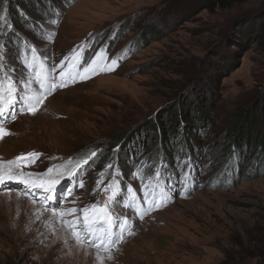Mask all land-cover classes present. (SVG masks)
Returning a JSON list of instances; mask_svg holds the SVG:
<instances>
[{
    "label": "rangeland",
    "instance_id": "1",
    "mask_svg": "<svg viewBox=\"0 0 264 264\" xmlns=\"http://www.w3.org/2000/svg\"><path fill=\"white\" fill-rule=\"evenodd\" d=\"M16 1L0 0V79L18 90H27L41 65L59 66L81 45L82 63L101 48L125 58L113 71L69 80L36 115L18 103L0 158L40 153L25 173L63 166L50 202L61 211L103 203L109 193H94L96 182L104 173L103 188L117 169L124 194L132 187L143 197L148 166L163 165L160 187L172 199L142 220L118 209L135 235L109 260L74 243L58 221L49 225L50 210L37 219L42 204L19 195L24 184L7 182L0 186V264H99L97 255L103 264H264V0L225 8L212 0ZM92 151L77 173L85 186L77 187L66 173Z\"/></svg>",
    "mask_w": 264,
    "mask_h": 264
},
{
    "label": "snow or ice",
    "instance_id": "2",
    "mask_svg": "<svg viewBox=\"0 0 264 264\" xmlns=\"http://www.w3.org/2000/svg\"><path fill=\"white\" fill-rule=\"evenodd\" d=\"M83 48L84 45H81L77 49H73L70 57H65L59 66L43 70V65H41L42 70L35 72L33 80L25 82L28 86L26 91L18 90L15 81L11 79H8L7 82L0 79V140L12 135L5 124L8 120L15 118L14 109L18 103L21 112L36 115L45 100L59 88L66 87L69 80L75 82L77 79H88L93 73L113 71L119 60L125 58L124 56L109 58L107 50L101 48L94 58L82 63ZM32 51L35 54V49ZM2 60L3 56L0 55V61ZM26 66L31 67L32 65L26 64ZM57 67L63 69L59 71L58 76L56 75ZM2 68L3 64L0 63V69ZM32 84L37 85V87L33 89ZM19 91H23V95H19ZM40 155L38 152H30L21 154L12 160L0 158V185H6L7 182L11 181L24 184L26 191L19 195L27 197L33 205L39 202L43 206L37 212V219L42 211L50 210L52 221L48 222L49 225L58 221L66 229L74 243H86L95 247L98 252L107 253L109 260L113 259V250H119L118 246L124 242L126 236L135 235L132 230L131 217L126 213H121L118 209H128L142 220L150 212L165 207L172 199L170 190L160 187L163 165L154 170L148 166L147 180L149 182L143 185V197L137 196L136 190L132 187H128L127 193L124 194V190L120 187V181L115 179L119 176L117 169L113 173V181L104 185L103 188L101 185L104 183V173L100 174L101 179L96 182L97 189L93 190L94 193L97 190L109 193L103 203L97 201L83 208L73 207L61 211L58 206L51 207L50 202L54 199L57 185L65 178V172L61 170L63 166L50 167L41 174L23 171L24 167L34 164ZM96 155L97 153L92 151L82 161L78 162L75 168L67 171V178H74L77 187L83 188L85 186L83 179L77 174L78 170L83 165H87ZM108 167L111 168L112 166L108 165ZM17 169H20L19 174L16 172ZM52 173L56 174L55 177L51 175ZM136 175L138 178H143L141 169H138ZM189 176V173H185V181ZM37 192L42 193L39 201L36 198ZM68 194H71V190ZM180 194L183 195V193ZM65 217H73V219H65ZM103 259L97 255L99 264H103Z\"/></svg>",
    "mask_w": 264,
    "mask_h": 264
},
{
    "label": "trees",
    "instance_id": "3",
    "mask_svg": "<svg viewBox=\"0 0 264 264\" xmlns=\"http://www.w3.org/2000/svg\"><path fill=\"white\" fill-rule=\"evenodd\" d=\"M67 1H69V0H67ZM244 1H246V0H212V2H211V6L212 7H214V6H218V7H221V8H225V7H229V6H231L232 4H234V3H240V2H244ZM68 3V2H67ZM15 4H20V5H23L24 6V4L22 3V1L21 0H17L16 2H15ZM14 5L12 4V5H9V3H8V8H10V10L11 11H13L14 10V12H12V14L13 13H15L16 12V10L14 9ZM12 14H10L9 13V15H7V18H9L11 21H16V19H17V16H16V13H15V15H12ZM176 122H177V118L175 117V118H173L172 119V121H169V123L170 124H172L173 125V127H172V129L170 130V132H169V134H173L174 132H175V128H174V126H175V124H176ZM179 130H181V129H179ZM179 130H178V132H179ZM182 133V132H181ZM160 153V155H157V154H159ZM154 155V157H157L158 156V160H162V162H163V158H164V153L162 152V151H158V153H157V151H156V153H154L153 154ZM153 157V158H154ZM157 161V160H156ZM155 161V162H156ZM168 162V161H167ZM166 163V160L164 159V164ZM165 166H166V164H165ZM144 167L146 168V166L144 165ZM143 167V168H144ZM167 169L169 168V170H171V171H173L174 172V169L171 167H166Z\"/></svg>",
    "mask_w": 264,
    "mask_h": 264
}]
</instances>
